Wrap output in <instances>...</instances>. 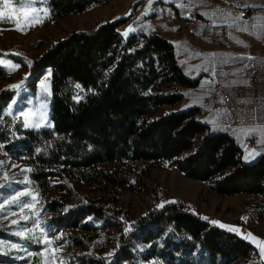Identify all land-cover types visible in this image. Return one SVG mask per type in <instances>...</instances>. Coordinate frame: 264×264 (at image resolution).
I'll return each mask as SVG.
<instances>
[{"label": "trees", "instance_id": "1", "mask_svg": "<svg viewBox=\"0 0 264 264\" xmlns=\"http://www.w3.org/2000/svg\"><path fill=\"white\" fill-rule=\"evenodd\" d=\"M106 1L48 0L46 7L56 19ZM127 20L117 16L96 30L71 31L35 56L11 55L22 62L26 57L32 65L27 79L22 77L0 89L2 108L16 94L10 85L23 80L19 92L33 91L43 73L49 69L52 73L49 110L53 128L36 131L25 129L19 118L0 120L2 150L32 169L26 173L29 185L40 192L57 191L43 207L44 213H50L49 236L65 231L67 239L79 247L78 264H150L153 260L163 264H264L257 261L258 249L250 241L212 225L201 219V212L179 203L154 208L134 219L117 206L122 191L139 190L138 183L122 175L119 163L158 160L168 162L186 178L207 182L208 189L219 196L256 195L264 203V151L245 162L235 139L225 132H212L197 118L195 108L153 115L160 106L181 102L182 89L196 86L198 79L184 74L174 44L163 34L122 36L119 27ZM5 73L0 68V76ZM76 83L85 92L91 88L97 94L80 92L85 98L76 103ZM162 84L172 86L161 88ZM36 148L46 151L37 154ZM141 173L148 176V168L143 166ZM86 190L100 194L89 196ZM128 227L131 230L126 232ZM109 231L107 248L104 236ZM0 239L34 251L40 248V243L14 235L11 227H0ZM113 251L115 255L106 258ZM12 254L0 252V262H11ZM31 263L38 264L34 257Z\"/></svg>", "mask_w": 264, "mask_h": 264}, {"label": "rangeland", "instance_id": "2", "mask_svg": "<svg viewBox=\"0 0 264 264\" xmlns=\"http://www.w3.org/2000/svg\"><path fill=\"white\" fill-rule=\"evenodd\" d=\"M10 2L14 8L20 7V0H10ZM171 4L170 0H153L149 7V0H107L81 13L70 14L55 19L51 17V14L48 18H44L41 9L47 8L46 4H42L41 0H36L34 6L36 9L41 10L38 11V15L43 18L42 24L25 28V31L21 32L15 30L17 27L15 18L9 19L5 16L0 19V55L8 53L9 55L6 59L20 65L19 69L11 72V74L6 70V73L0 76V89L9 82L16 81L25 77L27 74L28 65L24 61L13 60L11 58L12 53H22L27 57L38 55L45 50L50 43L65 37L71 31L96 30L98 25L117 16H125L128 18V20L119 27L121 33L128 29L129 26L135 29V31L131 33L162 32L165 26V19L167 20L169 16ZM0 7H3V0H0ZM16 16L19 17L21 23H23V15L21 13H16ZM181 66L184 67L185 65L182 63ZM213 70H215V75L213 74ZM217 72L218 69L212 68L211 65H209L208 70L203 73L196 72L191 78L198 79V84L193 87H184L182 89V101L172 106H160L153 112V115L158 116L161 112L172 109L195 108L196 116L202 122L205 123V121L212 119H218L220 121L221 129L215 131H213L211 124L205 123L210 127L212 132H225L230 134L229 130L234 128V124L238 125V127L242 124L243 112H246L244 110L245 106L248 105L249 109L254 105V101L252 100L253 102L245 103L248 93H245L244 89L248 87H241L242 91L239 95L245 97V99L239 101L242 103L239 107H241L240 109L243 111L240 115L241 117L239 116V120L234 118L235 115L230 109L227 110L232 114L231 116H218L216 110L224 108L217 107L221 105H219L220 103H216V101L211 106L208 104L212 100H210L207 105H203L199 98L205 96L206 90L217 86ZM47 73L48 72H45L41 75L33 91L24 89L20 92L19 96L15 94L12 97V99L15 98L17 100V104L14 108L16 116L21 119L22 122L23 118L19 117L20 110L27 111L30 108H39L41 102L48 103V118L50 119V97L42 94L40 88V81L44 79ZM205 81H214V83L206 84ZM249 84L251 85L253 82L250 81ZM171 86L172 85L162 84L160 87L164 88ZM235 89L236 88H229L230 91ZM229 105L230 103L224 107H228ZM231 137L235 139V143L239 146L242 144V135H234ZM245 138L246 137H244L243 142H245ZM244 146L247 148L253 147L245 143ZM257 146H259V144L256 142V146L254 147L256 148ZM262 149L264 151V146ZM3 153L5 152L0 150V161H4L3 166H0V185H4L0 187V203H3L4 199L10 198L18 191L28 190L33 193H38L37 198L39 203L36 204L35 207L39 209V216L31 217L29 221H20L19 225H14L11 221L19 218V208L15 205L6 204L5 210L0 211V227H11L12 232L15 233L19 231L21 227H33L32 221L38 218L41 222V227L45 229L46 235L52 240V248L60 249L58 252L54 253L55 261L53 264H57L58 261H63V264H78L75 254L79 250V247L73 245L67 239L66 232L60 231L51 236H49L47 232L46 223L48 217H50V213H44L43 207L45 203L49 202L57 195V191L40 192L33 189L29 185L28 179L27 182H25L26 173L21 171L26 168L25 165L16 162ZM13 164L18 165V167L13 168ZM119 166L122 169V175L126 177L130 183H138L139 187V190L136 191H122L117 201V206L124 210L131 218H138L145 212L157 208V205L162 201L175 200L178 201L182 207L201 212L208 218L211 216L219 217L220 221L224 224L239 227L241 233L243 232L246 235L251 232L253 235L256 234V237L264 240V203L259 199L260 197L258 198L256 195L248 194H237L225 197L219 196L208 189L207 182H199L186 178L168 162L163 160L154 161L151 164H144L142 161L121 162ZM143 166L148 168V176L141 173ZM4 172L8 173V180L3 178ZM138 178L141 180L137 182ZM86 193L89 196L100 194L87 190ZM18 199L27 201L31 198L19 197ZM12 212H16L17 215H11ZM24 212L31 216L28 209H25ZM243 217H248L247 221L242 219ZM36 235L39 237L40 234L38 231ZM109 236L110 231L104 236L107 240V248L110 247L109 244L111 242ZM56 237L62 238L56 239ZM0 241L6 242L7 245L13 243L19 245L16 241L12 242L5 239H0ZM23 247L27 249V251H18L12 249L10 246H0V252L14 253L11 256L12 261L4 264H32L31 261L33 257L36 258L38 264H43L45 258L51 254V249L45 251V245L42 242L37 251L31 250L26 246ZM41 251H45L44 257L40 255L28 256V252L39 253ZM26 257H28V260L23 261ZM260 260V258L257 259V261ZM0 264L3 263L0 262Z\"/></svg>", "mask_w": 264, "mask_h": 264}, {"label": "crops", "instance_id": "3", "mask_svg": "<svg viewBox=\"0 0 264 264\" xmlns=\"http://www.w3.org/2000/svg\"><path fill=\"white\" fill-rule=\"evenodd\" d=\"M170 2L172 4L169 16L167 20L165 19L164 29L159 33L163 34L174 44L176 60L184 74L191 77L194 76L196 72L203 73L205 72L204 69H208L209 65H211L212 68L218 69L216 78L217 86L206 90L205 95L207 92H214L216 94V98L209 103L211 106L215 101L218 104L220 103L219 97L221 94H228L230 96V105L228 107H217L230 109L235 115L234 118L237 120L240 119L239 116L243 112L242 109H240L241 107H239L242 103L239 101L245 99V97L239 95L242 91L241 87H248L244 89V92L248 93L245 103H250L253 100L254 105L249 109H244L246 112H243L242 124H240L239 127L234 124L233 129L264 123V36L258 39L255 35L249 34V32L252 31L251 27L249 28V32L239 31L235 26L230 27L231 17L235 16L231 14V17H227L226 15L230 12L227 5L239 4L243 6V4L246 3L255 5L259 8L258 6H264V0H219L220 5L217 8L223 9V12H216V15L212 17V19L201 15L202 12L211 14L216 10L212 11L207 7V0H192L194 6L184 9L176 6L177 0H170ZM184 2L188 3V0H184ZM188 12H194L196 17L195 19L189 20L186 26H182L181 21L183 22ZM258 15H264V13H261L259 10L256 16ZM213 20L216 21L215 25L212 23ZM204 21L210 24L209 37L206 38L201 36ZM253 22L252 20L248 22V24L251 26ZM238 41H242L243 43H238ZM245 45H247V47ZM196 53H199V55ZM212 54H214V56ZM249 55L257 59H229L231 57H247ZM221 59H228L229 62L221 64ZM182 63L185 65L184 67L181 66ZM245 65H248V67L245 68ZM221 72L226 73V75H220L219 73ZM244 81H251L253 84L250 85L248 83L246 85L243 83ZM225 85H227V87H225ZM229 88L236 89L230 91ZM253 116H255L256 119H253ZM233 129L229 130V135L231 136L237 135L233 132ZM244 137L245 136L242 135V144L240 145L242 158L246 155V149L248 151L256 149L260 153L263 152V146L260 144L256 148L245 147L243 142ZM256 138L259 140V136H256ZM258 156L259 155L255 156V158ZM213 218L220 221L219 217H209L210 220Z\"/></svg>", "mask_w": 264, "mask_h": 264}, {"label": "snow or ice", "instance_id": "4", "mask_svg": "<svg viewBox=\"0 0 264 264\" xmlns=\"http://www.w3.org/2000/svg\"><path fill=\"white\" fill-rule=\"evenodd\" d=\"M35 2L36 0H20V7L19 8H14L13 5L11 4L10 0H3V7H0V19L4 18L5 16H7L9 19H16V31H21L24 32L25 28L28 27H35L37 24H42L43 23V18H41L38 15V11H43V16L44 18H48L50 16V11L47 8L38 10L35 8ZM48 0H41L42 4H47ZM153 0H149V7L151 6ZM176 6L178 8L184 9V8H192L194 5L192 4V0H188V3H185L184 0H177V4ZM237 8H240L241 5L237 4L236 5ZM250 7H257L255 5H249V4H243V8H250ZM260 8V12L264 13V6H258ZM216 12H223V9L221 8H217L214 12H212L211 14H209L208 12H202L201 15H204L206 17H208L209 19H212V17H214L216 15ZM16 13H21L23 15V23H21L19 17L16 16ZM227 17H231V12H228ZM252 20L254 21L253 24L250 26L248 24V22L246 20H244V13L241 12L240 15L235 16V17H231V23L229 24V26H235L237 28V30L242 31V32H249V28H252V31L249 32V34L251 35H255L258 39L261 38V36H264V15H258L252 18ZM227 22V20H226ZM213 25H215L216 21L213 20L212 21ZM135 29L131 26H129L128 29H126L123 33H121L122 36H124L125 38L128 37V35L131 32H134ZM238 43H243L242 41H238ZM247 47V45H245ZM197 55H199V53H196ZM8 53H3L2 55H0V68H3L5 70H7L9 72V74H11V72L16 71L19 69L20 65L19 64H15L12 61L6 59V57L8 56ZM12 55H22L20 53H12ZM214 56V54H212ZM229 59L235 60V59H248V60H255L257 59L256 57L253 56H247V57H231ZM25 63H27V65L29 67H31L32 62L28 61L27 58H24ZM229 60L228 59H221L220 63L224 64V63H228ZM248 65H245V68H247ZM113 69H108L107 72L104 73V77L105 79H107L108 74L112 71ZM205 71H207L208 69L205 68ZM213 74L215 75V70H213ZM220 75H226V73H219ZM52 73H51V69L48 70L47 75L44 77V79H42L40 81V88H41V92L42 94L46 95L47 97H50L52 95V91H51V83H50V77H51ZM25 79H27V74L25 76ZM24 83L23 80H21L18 84H13L10 85L9 88L12 90H17L16 91V95L19 96L20 92L19 90L21 89L22 84ZM206 84H211L214 83V81H205ZM235 83V82H233ZM244 84H248V81H244ZM225 87H227V85H225ZM75 88L78 90L77 94L75 96H73V100L76 103H80L82 100H84V96L79 95L80 92H85V89L83 88V86L80 83H76L75 84ZM87 93H91L93 95H96L97 93L95 92L94 89L89 88L86 92L85 95H87ZM201 101L203 100V97L199 98ZM30 103V101H29ZM220 103H224V98L221 97L220 99ZM17 104V100L15 98H13L11 100L10 103L7 104L6 108H2L0 107V120L3 119V117H13L18 118L16 116V112H15V108L14 106ZM217 111V115L218 116H231L232 114L230 112H228V110L226 108L224 109H218ZM19 117L23 118V127L25 129H33L36 131H39L41 128H53L54 125L52 124L51 120L48 118V103L47 102H41L39 105V108H30L27 111L24 110H20L19 112ZM253 119H256L255 116H253ZM205 123L211 124L213 131L215 130H220L221 129V123L218 119H212L209 121H205ZM230 127V126H229ZM233 132L235 134L239 135H244L246 138H252L254 136H259V140L257 141L258 144L264 146V123H258L249 127H241L238 129H233ZM57 139H63V137H59L57 136ZM49 147H51V143H49L48 145ZM4 148L3 144H0V150H2ZM42 151H46V149H41V148H36V153L40 154ZM5 156H7L8 154L5 152L3 153ZM261 153L258 152L256 149H252L251 151H248L246 149V155L243 157L245 162H250L252 159L255 158V156L260 155ZM4 161H0V166H3ZM13 168L18 167V165L13 164L12 165ZM24 173H30L32 172L31 168H25L21 170ZM3 178L5 180H8V173L4 172L3 173ZM25 182H27V176L25 177ZM4 185H0V187H3ZM19 197H30V200L24 201V200H20L18 199ZM38 193H33L31 191L28 190H22V191H18L16 192L14 195H12L10 198L4 199L3 203H0V211L5 210V205H15L17 208H19V218L18 219H14L11 221L12 224L14 225H19L20 221H29L31 217H38L39 216V209H36L35 205L39 203L38 200ZM178 201H162L159 205H157L158 209H164L166 204H178ZM28 209L31 213V216L28 214H25L24 210ZM65 211H67V209H65ZM11 215L16 216L17 213L16 212H12ZM201 219L208 221L209 223H211L214 226H219L221 229H225L230 233H236L238 235H242V238L245 240L250 241L252 244L255 245V247L259 250V256L261 258V260H264V240L256 237L255 235H253L251 232L245 234L241 233V229L239 227L236 226H231V225H227L224 224L220 221L217 220H209L208 217L204 216L201 217ZM242 219H244L245 221H247L248 217H243ZM33 227L31 228H27V227H21V229L15 233H13L14 235L18 236L20 239L22 240H26V241H33L35 240L37 243H43L45 245V251H47L48 249H51V254H49L45 260L43 261V264H53V262L55 261V256L54 253L58 252L60 249L59 248H52V240L48 238V236L45 233V229L43 227H41V222L40 220L37 218L35 220L32 221ZM130 227L126 228L125 231L128 232L130 231ZM171 230V229H170ZM39 232V237H37L36 232ZM62 237H56V239H61ZM97 243H102V241H98ZM0 246H10L12 249H16L18 251H27V249H25L23 247V245H18V244H10L7 245L6 242H2L0 241ZM160 247H163V244L160 245ZM141 251H143L144 249L141 248ZM45 251H41L39 253H35V252H28V256H36V255H40L42 257L45 256ZM115 255V251L113 252H109L106 253V258L107 257H112ZM99 258V257H98ZM57 264H63V261H58ZM110 264V261H109ZM150 264H163L162 261L159 260H153L150 262Z\"/></svg>", "mask_w": 264, "mask_h": 264}, {"label": "built area", "instance_id": "5", "mask_svg": "<svg viewBox=\"0 0 264 264\" xmlns=\"http://www.w3.org/2000/svg\"><path fill=\"white\" fill-rule=\"evenodd\" d=\"M220 5L219 0H207V7L210 10H215L217 9V7ZM231 14L234 16H238L240 15L241 12L244 13V20H246L247 22H251L252 18L255 17L258 13H259V8L257 7H250V8H243V6H241L240 8H237L236 5H227ZM186 15H191L194 16V18L196 17V14L194 12H188ZM181 25L182 26H186V24H182L181 21ZM209 27L210 24L207 23L206 21H204V27L201 31V36L206 38L209 37ZM221 97L224 98V103H220L221 106H227L228 103H230V96L228 94H221L219 97V100L221 99ZM216 98V94L214 92H207V94L203 97L202 100V104H207L210 100H214ZM245 108L248 109V105L245 106ZM256 142H257V138L254 136L252 138H245V144L246 145H250V146H256Z\"/></svg>", "mask_w": 264, "mask_h": 264}, {"label": "bare ground", "instance_id": "6", "mask_svg": "<svg viewBox=\"0 0 264 264\" xmlns=\"http://www.w3.org/2000/svg\"><path fill=\"white\" fill-rule=\"evenodd\" d=\"M195 19L194 16L187 15L185 19L183 20L182 24L188 23L189 20Z\"/></svg>", "mask_w": 264, "mask_h": 264}]
</instances>
